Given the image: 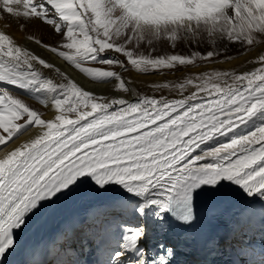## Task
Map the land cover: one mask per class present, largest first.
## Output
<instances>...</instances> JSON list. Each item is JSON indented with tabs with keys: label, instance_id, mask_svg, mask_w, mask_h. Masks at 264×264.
Returning a JSON list of instances; mask_svg holds the SVG:
<instances>
[{
	"label": "snow or ice",
	"instance_id": "6c2138e0",
	"mask_svg": "<svg viewBox=\"0 0 264 264\" xmlns=\"http://www.w3.org/2000/svg\"><path fill=\"white\" fill-rule=\"evenodd\" d=\"M133 72L163 79L138 94ZM81 188L108 222L25 264H264V0H0V264Z\"/></svg>",
	"mask_w": 264,
	"mask_h": 264
},
{
	"label": "bare ground",
	"instance_id": "6f19581e",
	"mask_svg": "<svg viewBox=\"0 0 264 264\" xmlns=\"http://www.w3.org/2000/svg\"><path fill=\"white\" fill-rule=\"evenodd\" d=\"M37 27L40 28V31L36 34L40 36L43 39V36H51L50 30L44 28L42 25H37ZM32 29L30 28L29 31ZM11 34H13L18 41L23 43V36L24 33L18 31L16 29L15 24H13L12 28L10 29ZM30 47H33L37 52L41 53L42 55H47L44 53L41 49L36 47L35 45H30ZM51 58V57H49ZM239 58H234L232 61V64H225L222 67L223 68H229L231 66H239L240 64ZM58 66L63 67L62 63L60 61H57ZM47 71V70H45ZM129 79L133 80V86L135 87L136 93L138 94H149L151 95L152 92L148 88V85L152 82L156 81L159 82L163 79V77L159 74L157 75H139L137 73H131L126 74ZM168 75L169 79H174L176 76L179 75V73L175 74H166ZM78 80L81 81L86 87L91 88L93 87L91 84L88 83V81L85 78H82L80 76L76 77ZM158 95V94H157ZM134 98V97H133ZM252 203L255 213H254V220L256 222H259L260 220V209H261V202L257 200H252L251 198H248L246 200H236L232 204V210H234L236 207H238L242 203ZM102 202L99 198H96L92 195H89L82 200H79L77 202L72 203L69 207L65 209V211L58 216L55 220H53L51 223L47 224L43 230L42 233L36 235L34 239L31 241V246L36 245H42L47 242H52L54 238L57 237V234L63 229L64 225L66 224L68 219H76V221L86 220L90 214H94L95 222L97 225H104L106 222L102 221V217L107 214L105 209L101 206ZM71 241H65V243H70ZM20 258L24 260V254L22 253L20 255Z\"/></svg>",
	"mask_w": 264,
	"mask_h": 264
},
{
	"label": "rangeland",
	"instance_id": "374dc122",
	"mask_svg": "<svg viewBox=\"0 0 264 264\" xmlns=\"http://www.w3.org/2000/svg\"><path fill=\"white\" fill-rule=\"evenodd\" d=\"M50 30V29H49ZM50 34H51V30H50ZM60 38L58 36H53L51 34V36H43V40H45L46 42H55V41H58ZM237 47L238 46H234L232 49H231V53L234 55V58H235V53L237 51ZM157 48H158V52L155 53V54H161L162 52H172L173 50L170 48V46L168 45H157ZM203 50V49H201ZM176 52H186L188 51V45L187 44H181L180 46H178L177 49H175ZM121 59H123V57H121ZM139 75H144V74H139ZM150 75H157V74H147L146 76H150ZM108 219H109V216L108 214H105L102 218V221L103 222H108Z\"/></svg>",
	"mask_w": 264,
	"mask_h": 264
}]
</instances>
